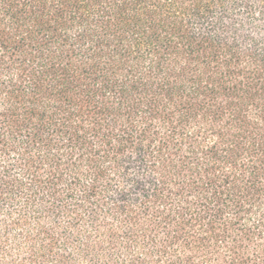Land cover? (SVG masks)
<instances>
[{
    "label": "trees",
    "instance_id": "1",
    "mask_svg": "<svg viewBox=\"0 0 264 264\" xmlns=\"http://www.w3.org/2000/svg\"><path fill=\"white\" fill-rule=\"evenodd\" d=\"M0 264H264V0H0Z\"/></svg>",
    "mask_w": 264,
    "mask_h": 264
}]
</instances>
